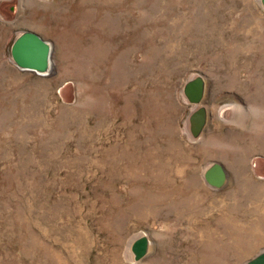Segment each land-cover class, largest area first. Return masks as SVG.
<instances>
[{"label":"rangeland","instance_id":"obj_1","mask_svg":"<svg viewBox=\"0 0 264 264\" xmlns=\"http://www.w3.org/2000/svg\"><path fill=\"white\" fill-rule=\"evenodd\" d=\"M25 30L52 45L48 75L13 61ZM198 75L196 105L184 87ZM263 250L260 0H0V264H247Z\"/></svg>","mask_w":264,"mask_h":264},{"label":"water","instance_id":"obj_2","mask_svg":"<svg viewBox=\"0 0 264 264\" xmlns=\"http://www.w3.org/2000/svg\"><path fill=\"white\" fill-rule=\"evenodd\" d=\"M264 7V0H260ZM53 48L50 42L38 33L25 30L14 40L11 47L12 59L16 66L41 75H48L52 69ZM207 91V83L203 75L189 80L184 93L191 104H201ZM209 121L206 107L197 108L190 116V131L193 137H198L204 131ZM228 178V172L220 162H213L205 171L206 181L215 187H222ZM150 240L146 236L138 238L132 246L135 259H143L149 252ZM247 264H264V250L250 259Z\"/></svg>","mask_w":264,"mask_h":264},{"label":"bare ground","instance_id":"obj_3","mask_svg":"<svg viewBox=\"0 0 264 264\" xmlns=\"http://www.w3.org/2000/svg\"><path fill=\"white\" fill-rule=\"evenodd\" d=\"M152 247V246H151Z\"/></svg>","mask_w":264,"mask_h":264}]
</instances>
